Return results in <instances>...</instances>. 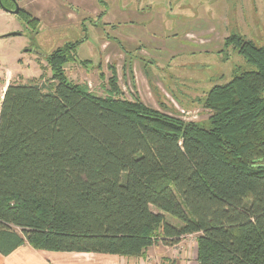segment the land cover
<instances>
[{
    "label": "trees",
    "instance_id": "obj_1",
    "mask_svg": "<svg viewBox=\"0 0 264 264\" xmlns=\"http://www.w3.org/2000/svg\"><path fill=\"white\" fill-rule=\"evenodd\" d=\"M83 41L44 56L51 83L0 98V253L142 257L198 233L199 264H264V45L226 38L252 69L208 91L205 125L127 99L114 64L105 96L69 80Z\"/></svg>",
    "mask_w": 264,
    "mask_h": 264
},
{
    "label": "rangeland",
    "instance_id": "obj_2",
    "mask_svg": "<svg viewBox=\"0 0 264 264\" xmlns=\"http://www.w3.org/2000/svg\"><path fill=\"white\" fill-rule=\"evenodd\" d=\"M48 2H20L21 7L32 4L26 11L42 13L35 26V22L0 7L1 99L12 82L51 83L53 73L44 56L67 42L84 40L75 52L78 61L65 64L69 80L105 96L110 65L114 64L127 99L139 97L187 122L206 125L210 111L203 101L208 91L231 80L238 70L252 69L232 46L225 45L226 38L237 34L257 46L264 45V0H154L145 11L142 5L146 0H108L109 6L102 2L103 11L118 13L114 27L105 24L102 16L87 20L72 6L59 9L63 15L56 18L61 19L58 24L52 15L43 16L45 7L38 8ZM93 3H88L90 13ZM135 6L141 10L134 16L130 10ZM74 13L79 14L83 26L76 15L70 18ZM96 20L101 25L96 26ZM11 32L19 34L7 35ZM134 70L140 74L139 83Z\"/></svg>",
    "mask_w": 264,
    "mask_h": 264
},
{
    "label": "crops",
    "instance_id": "obj_3",
    "mask_svg": "<svg viewBox=\"0 0 264 264\" xmlns=\"http://www.w3.org/2000/svg\"><path fill=\"white\" fill-rule=\"evenodd\" d=\"M23 1L19 0V4L20 2H22L23 4ZM91 2H94L96 7L94 6L93 3L92 5L93 8L91 9L92 12L90 13V9H89L90 6L88 3ZM102 2L105 5L106 3H108V0H104V1L103 0H61V4L59 3L58 0H49L46 6L41 5L40 7L39 5L38 8L43 9L45 7L46 9L45 8L43 9L44 10L43 16H46L47 14L52 15L53 17H55V21L58 24L61 22L63 15V14H59V9L63 8L65 10L67 6H72V9L76 8L79 11H82V14L87 18V20L89 19V21H92L91 19L92 17L102 16L106 20L105 24L111 23L110 26L114 27L116 25L114 23L116 21L118 13L117 14L107 13L104 10L105 11L104 14L103 7H101ZM146 2L147 4L142 5V11H145L146 8L151 7L153 5L152 3H154V0H146ZM107 5L109 6V3ZM29 6H32V4L28 3L26 5L24 3V6L23 7L20 6V7L23 9H27ZM140 10H141L140 7L136 8L135 6L134 10H130V11L131 12L134 11L133 13L135 16V14L140 13ZM30 12L29 13L32 16L34 15L35 18L37 16L39 22L40 20H42L43 18L42 13H39V15H37L32 10H30ZM129 13L130 12H128V14ZM59 15L61 19L60 21H57L56 18H58ZM75 15L79 19L78 23H81L83 26V20L81 19V17L79 18V14L77 13L70 14V18L73 16L75 17ZM64 19H65V14H64ZM55 21L53 25H56ZM94 23L96 26L101 25V22L99 20H96V22ZM66 24L67 22H64V25ZM102 40H105V38ZM134 72L137 79V83H139V79H141L140 74H138V72L135 70ZM140 94L142 93L140 92ZM141 98L143 99V96ZM168 219L171 222L176 223L175 220H173L172 218H171L172 220L170 218ZM198 236H199L198 233L187 235L181 239L180 243L173 246H169L162 242H159L158 244L153 245L152 247L147 249V251L142 257H124L118 255L101 254V253H93V252L40 251L33 248L28 243H25L20 247H18L15 251H13L9 255H3L0 253V264H199L197 259Z\"/></svg>",
    "mask_w": 264,
    "mask_h": 264
},
{
    "label": "water",
    "instance_id": "obj_4",
    "mask_svg": "<svg viewBox=\"0 0 264 264\" xmlns=\"http://www.w3.org/2000/svg\"><path fill=\"white\" fill-rule=\"evenodd\" d=\"M14 2H15V8H14V9L6 8V7H3V8H4L6 11H9V12H12V13L17 14V12H18L20 6H19V3H18V0H14ZM0 4H2V3H1V0H0ZM2 6H3V4H2ZM17 34H19V32H11V33H9V34H7V35H17Z\"/></svg>",
    "mask_w": 264,
    "mask_h": 264
}]
</instances>
